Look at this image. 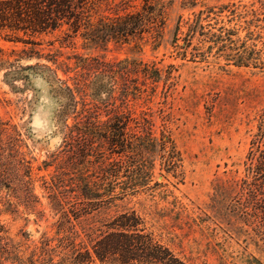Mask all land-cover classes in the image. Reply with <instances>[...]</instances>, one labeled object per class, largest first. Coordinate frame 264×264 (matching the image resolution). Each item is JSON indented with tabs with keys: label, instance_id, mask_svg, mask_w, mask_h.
<instances>
[{
	"label": "rangeland",
	"instance_id": "obj_1",
	"mask_svg": "<svg viewBox=\"0 0 264 264\" xmlns=\"http://www.w3.org/2000/svg\"><path fill=\"white\" fill-rule=\"evenodd\" d=\"M121 1L105 4L99 15H122L144 2ZM252 2L204 0L195 10L174 3L166 22L168 42L161 46L150 35L90 45L67 25L34 36L0 32V264L18 258L26 264H65L69 249L62 218L71 217L79 204L70 191L84 181L118 188L113 196L101 193L112 205L65 226L77 245L84 243L82 253L92 251L90 231L106 232L114 217L136 211L186 264H264L251 228L245 225L244 233L236 234L229 220L207 210L216 178L226 170H244L264 109V73L225 66L216 49L198 62L192 55L200 49V37L187 33L205 5ZM212 23L205 33L224 26L221 19ZM129 115L135 122L148 117L153 134L170 136L182 157L175 175L156 163L151 185L159 186L152 195L135 190L122 196L121 188L130 182L125 174L118 180L100 175V169L122 160L103 151L99 139L89 172L69 160L91 139L78 131L86 122L103 129Z\"/></svg>",
	"mask_w": 264,
	"mask_h": 264
},
{
	"label": "trees",
	"instance_id": "obj_2",
	"mask_svg": "<svg viewBox=\"0 0 264 264\" xmlns=\"http://www.w3.org/2000/svg\"><path fill=\"white\" fill-rule=\"evenodd\" d=\"M111 1L115 0H0V32L34 36L55 32L67 25L74 36H80L90 45L100 46L112 41L128 43L132 39L150 35L161 46L166 41L170 7L178 3L183 9L195 10L204 0H172L169 4L163 0H144L141 8L135 11L126 8L122 15H99L102 7ZM121 2L123 4L125 0ZM219 19L224 26L216 32L205 33L207 28L216 25L212 22ZM180 29L178 24L172 41ZM241 32H245L243 37ZM187 33L200 37V49L192 55L198 62H206L209 54L216 49L217 58H222L225 66L264 73V0L219 8L205 5L204 10L195 13V18L188 24ZM152 128V121L148 117L135 122L130 115L118 116L105 123L103 129L90 120L78 131L91 139L77 147L69 160L82 166V171L89 172V159L95 158L91 155L94 154V141L99 139L106 145L103 151L118 155L122 160L100 169V175L118 180L125 174L130 182L121 188L122 196L135 190L152 195L159 186L151 185L156 163L159 161L167 174L175 175L182 162L181 154L170 136L163 134L157 137ZM251 145L242 173L239 170H226L216 178L207 210L225 222L229 220L236 228V234L242 235L245 225L251 228L254 233L252 242L264 252V109L259 115ZM97 162L102 161L98 159ZM76 188L70 193L78 198L79 204L73 207L71 217L65 214L62 218L64 228L61 230L66 234L64 238L69 249L63 258L65 264H186L157 240L155 233L147 229L145 220L136 211L123 212L114 217L107 225L106 232L90 231L86 236L92 251L86 249L82 253L84 243L77 245L78 239L68 236L70 228L65 226L73 221L79 224L92 212L112 205L113 200L102 201L104 197L101 193L108 192L113 196L118 187L114 184L104 187L84 181ZM19 260L15 264H26Z\"/></svg>",
	"mask_w": 264,
	"mask_h": 264
}]
</instances>
